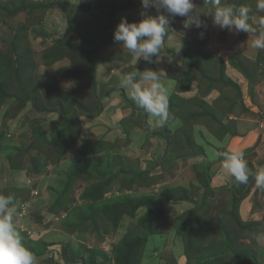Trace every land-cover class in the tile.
<instances>
[{
    "label": "rangeland",
    "instance_id": "rangeland-1",
    "mask_svg": "<svg viewBox=\"0 0 264 264\" xmlns=\"http://www.w3.org/2000/svg\"><path fill=\"white\" fill-rule=\"evenodd\" d=\"M54 1L55 9L58 11L56 16L50 22L44 20L40 23V20L44 18L37 17L34 14L46 10L45 7H48V5L41 4L37 7H28L22 0L5 3L0 0V196L12 198L16 208L14 223L23 245L28 250L35 251L33 255L36 258V264H117L118 254L124 257L130 249L128 247V245H131L130 241L134 239H142L143 241L145 239L146 243L143 245L144 247H141V243H138L136 247L138 252L141 253L140 258L139 260H131L128 264H178V258L181 255L179 252L183 253L185 259V261L184 259L180 260L181 264H199L200 261L203 264L204 259L207 258L211 260V264H252L250 262L244 263L245 259H239L236 255L239 253L248 255L244 252V249L246 248L245 244L249 242L242 240L239 242L237 234L239 226L234 223L233 208L227 207V205H233L232 198L226 200L220 194H213L212 191L205 190L207 189L204 185L206 180L203 179V175L207 170L204 169V157L202 158V153L195 149L192 143H195L194 140L197 138L196 126L210 127L216 133L217 124L214 122L209 123L208 118L205 117L188 118L178 114V117H181V127L183 126L179 135L181 141L177 142L178 146L181 147L177 150L178 152H171L167 150V143L162 137L155 138L154 136L156 132L167 129V125L162 128L149 125V117L146 116L143 110L140 112L141 115L137 114L135 117V114L131 115L127 120L134 118L130 120L128 127L130 130L135 128L136 134L132 141L134 140L136 143L128 148V152H134L132 154H135V161L128 162L122 159L120 155L122 151H116L121 150L122 142H120L107 147L108 149L105 148L107 153L109 151L110 156L112 154L116 156V160H113V167L110 166L111 159H102L101 161L92 159L81 162V169L84 168L86 171L102 174L101 179H97L101 185H110L108 189L111 191L108 190L101 202L94 204L83 199L84 192L76 188L74 190L69 188L64 193L65 180L70 178L73 171L69 170L67 176L64 175L63 171L66 169L62 166L63 163L61 162V166L55 168L53 157L57 155V152H60V156L63 153L65 155L68 153L67 157H70V152L75 154L78 145L67 146L65 148L67 153L61 151L64 150L66 131L60 127L59 133L53 135L51 138L54 139L51 141V138L49 139L46 136L49 131H45V133L43 131V124H35L37 120L40 121V118H36L38 114L26 109L27 105L21 110L19 109L20 92L26 94L28 87L26 84L30 83L18 81L19 76H16L18 72H16L13 54L14 44L19 43L20 49L23 48L24 53L27 50L28 57L26 60L32 59L37 64V69L31 73L35 77L36 74H40L44 69H47L48 65L56 64V61L49 62L50 57L53 56L54 58V49L48 48V44L55 43L59 50L64 49V46H68L69 49H72V52L80 51L78 59L81 64L86 61L81 54L88 52L89 62L91 61L92 64L89 65L91 68L104 64L108 68L114 69L113 72L109 71L110 73L102 80L111 78L109 82V85H112L111 89H114L113 91L118 90L121 100L126 104V99L131 101L132 99L131 96L126 95V90L120 87V81L125 74L137 70L142 72L148 69L154 71L162 69L166 76L162 77L161 82L169 78L172 83V89L167 90L170 102L174 94L180 98L181 91L188 90L192 86V82H198L201 89L205 90L209 84V78L219 76L218 58L226 63L227 70V62L220 55L223 50L231 48L232 54L229 57L228 64L235 55L242 56L243 60L248 61L250 64L247 65L248 72L256 74H254L253 95L251 94L250 83L247 93H244L242 86L236 82L242 92V98H237V102L243 104L245 108L234 107L232 112H228L227 106L231 100L226 98V100L218 103L217 109L221 114L216 113V117L212 121L222 122L226 125L224 122H232L228 119L229 114L239 118L242 113L249 111L245 106V100H247V103L252 100L251 104H254L260 110L264 108V100L255 97L257 86L262 87L264 81V49H255L252 46L253 40L264 34V23H262L264 21V10L257 8V0H247V3L241 0L240 4V7L243 6L249 9L247 22L252 29L249 33L243 31L235 33L214 26L210 15L214 12V7L211 4H204V0H193L194 9L192 14L207 24V28H196L194 25L185 28L184 22L187 17H169V25L166 28L160 53L157 57H153V63L151 64L143 61V59L134 62L132 54L127 49L114 43L113 33L122 18H126L129 23H138L145 16H157L159 13L156 9L145 10L141 6V0H72V4L67 0ZM237 2L238 0H220V6H233L235 9H239ZM16 8L26 9L28 15L32 14L33 16H27L26 20L23 19L19 21L20 23H16L15 15L19 12L15 13ZM66 25L71 31L64 32ZM52 31L53 33H50ZM249 47H253V52L248 49ZM28 49L32 50L33 55ZM245 51L250 52H248V55L253 56L252 59L261 58L259 61L263 62L262 65H259V68H257L258 65H253L254 61L245 55ZM61 56L60 59L66 58L67 53ZM245 58L247 59L245 60ZM87 63L88 61H86ZM248 63L246 62V64ZM29 71L30 69L23 73H27L26 75L30 77ZM72 72V67L68 66L65 74H72ZM189 72L192 74L190 84L186 85L184 83L183 88L179 89L178 84L185 80ZM43 84L44 90L49 88L52 93L57 92L58 96L61 97L63 91H57V88L56 90L53 89L55 88L54 82L44 81ZM17 89L20 90L19 93ZM263 89H259L262 91L261 93H263ZM5 90L10 93L11 99H6L8 97ZM217 90L222 95V89L217 88ZM82 93L80 90L72 92L75 97L82 95ZM245 94L248 99L244 97ZM226 95L230 99H235L237 96L236 92L231 93L228 91ZM187 99L189 110L195 109L196 106L192 102L194 98ZM42 101L44 102L45 98ZM177 103L179 105L176 106V109L182 111L185 115L186 110L183 109L179 101ZM89 104L94 105L95 102L89 101ZM213 105L215 106V104ZM73 108L75 109L76 119L79 110L82 109V112L87 111V108H75L73 106L69 107V111L72 112ZM174 113L177 115L178 112ZM223 114H226V116ZM175 120L178 119L175 118ZM76 121L72 123L73 126L67 127V130H72L73 134L78 131V122ZM235 123L237 121L232 124L228 123L226 125L228 130H232L233 124L236 127L237 124ZM126 124L127 122L124 121V126ZM17 127L18 131L16 130ZM199 132L200 137L198 138L204 137L201 135L202 131L199 130ZM122 134L126 135V132L122 131ZM92 141L86 140L80 149L95 153L96 150L104 148L100 143L92 145ZM158 141H162L165 145ZM182 145H184V148H182ZM165 146L166 150H163ZM32 157H40L42 164H44V169L40 174L32 175L27 171L30 168ZM130 165L132 166L130 167ZM261 167L262 163L260 169ZM97 168L107 171H98ZM144 168L146 170L143 172ZM54 169L55 172H51ZM115 169L122 174H119V177L110 184L108 176L110 172L117 173ZM56 170L58 171L56 172ZM104 174L106 175L104 176ZM50 175L53 178L55 177L53 184H49ZM89 182L91 185L93 184L92 180ZM48 185H51V191H49ZM164 188L174 189L181 193L183 191L187 192L189 201H187V204L182 203V205H179L177 210L169 205L166 214L157 216L160 218L157 221L160 236L149 238L146 230L139 223V218L148 213V206L138 209V214L136 212L135 217L122 214L121 210H109L115 201L122 199L124 196L152 199L154 203H159ZM96 189V186H94L87 191L88 193L94 192ZM70 191L74 200L71 206L66 207L68 192ZM62 196V204L66 203L64 207L56 204ZM124 203H118L117 205L122 208L125 205ZM23 204L26 212L21 216ZM199 206L203 211H198ZM53 207L55 212H51ZM146 208H148L147 211ZM189 211H192L190 216H183ZM108 212L115 213L119 217L118 225L113 224ZM154 217H156L155 214L152 218ZM183 222L187 224L186 229H184L182 235H178L175 228L180 225L183 226ZM168 233H171V238H168ZM185 237L193 240L194 249L189 251L191 258L185 255V243L189 241H185ZM236 243L240 246L237 250ZM64 247L67 250V259L64 255ZM261 259L264 263V249L262 250Z\"/></svg>",
    "mask_w": 264,
    "mask_h": 264
},
{
    "label": "crops",
    "instance_id": "crops-1",
    "mask_svg": "<svg viewBox=\"0 0 264 264\" xmlns=\"http://www.w3.org/2000/svg\"><path fill=\"white\" fill-rule=\"evenodd\" d=\"M9 1H13V0H3L4 3L9 2ZM22 1H24L25 4L28 5V7H37V6H40L41 4L48 5V7H45L46 10L35 12L34 14L37 17L41 16L42 18H44L43 20L42 19L40 20V23L41 21H44V20L45 21L48 20L50 22V20L51 19L53 20V18L56 16L58 12L55 9L56 5L54 3L55 2L54 0H22ZM67 1L70 2V4H72V0H67ZM27 16L32 17L33 15L32 14L28 15V12L26 11V9L25 10L22 9L15 15V20H16L15 22L17 23L19 21H22L23 19L26 20L28 18ZM65 27L66 28L64 29V32H67L68 30L71 31L67 25ZM53 31L50 33H53ZM55 46H56L55 43L51 45L48 44V48H53ZM248 49L253 52V47H249ZM230 50L231 48H229L228 50H223V52H221V55H220L227 62V70H226L227 76L231 78L234 82H237L238 84H240L242 86L243 92L247 93V90L249 88L248 87L249 81L236 68L228 64L229 57L232 54ZM248 52L249 51H245V55L249 56V58L253 57V56L248 55L250 53ZM252 60L256 61L257 57L253 58ZM55 63L56 64L48 65L46 67L47 69H44L43 72L39 71L40 74L48 78L55 77L58 80L57 81L58 91L60 92L63 91L64 93H67L68 96L78 98L79 101L81 102L80 106H83L82 104L89 106V107H86L87 111L84 110V112H82V109L78 111L77 119H76L75 113L73 114V116H71L70 111H66L64 113L65 119L69 121L70 119H72V121L74 122L75 121L74 118H75L77 120L76 122H78L77 123V129H78L77 133L71 134L69 132H71L72 130L68 131L67 124L62 123V121L60 120L61 115H62L61 109L39 112L34 109L32 102H29L27 104L26 109H30L31 112L37 113L38 117L36 118L37 119L40 118V121L37 120L35 124L39 125L41 123L43 124L42 126L44 127V130L46 132L49 131V133H46V136L49 139L53 135L56 134L55 132L56 129H59L60 127L62 128V126L64 125L66 132L69 134V135L66 134L65 136L64 151L67 146L78 145L76 153L74 154L70 152V155H69L70 157H67L68 153L66 151L65 152L67 153V155L63 153L62 156L59 155L57 157H53L54 162H55V168H58L56 166H61L60 163L62 162L63 163L62 166L66 169L63 171V174L66 175L69 170L72 171L76 166L81 167L82 166L81 162H83L84 160L88 161L92 159H96L98 161H101L102 159H106V160L111 159L110 166L113 167L114 166L113 160H116V156L114 154H112L113 157L110 156L109 151L107 153L106 149H108L107 147H110L111 145L114 146L113 144H117L120 142H122L121 143L122 146L120 147L121 150H116V151H122V153L120 154L122 156V159L128 162L135 161L136 160V157H134L135 154L134 155L132 154L134 152L133 151L128 152V148L133 143L134 145L136 143L134 142V140L132 141L133 137L136 134V130L135 128L130 130L128 127V123L134 117L127 120L128 118L131 117V115L133 116L134 110L130 106L126 105L121 100V96L118 90L113 91L114 89H111L112 85L111 84L109 85L111 78H109L108 80H102L105 76H107L108 73L113 72L114 69L108 68L104 64H99V67L94 68V71H93V76L95 80V87H94V86H91L89 82L88 83L85 82L84 77L82 78V76L79 78L77 77L76 74L67 75V76L60 75L61 71L65 72L68 66H72V63L69 58H62L56 61ZM73 73L74 71L72 72V74ZM82 73L83 72H81L80 74L83 75ZM110 77H112V75H110ZM100 78L101 80H99ZM162 84L167 90L172 89V86H171L172 83L169 81V78L164 79V81H162ZM262 84H263L262 87L257 86L255 97L261 98V100H264V89H263L264 81ZM89 89H90V93H89ZM259 89L261 90L263 89V93H261L262 91ZM75 90L82 91L83 92L82 95L75 97L72 94V92H74ZM124 90H126V95L129 97L130 90L128 89H124ZM180 95L183 97L180 96L179 98L177 96L178 97L177 101L181 103L186 102L188 100L187 98L193 99L195 97H200V98H203L209 105H213L215 101H217L218 98L220 97L221 92L217 89H213L208 94L204 95L202 94L199 83L192 82V86L185 92L181 91ZM244 97L248 99L246 94L244 95ZM95 98L99 105L97 107H100V109L97 115L91 116V115L86 114L85 112L92 113L97 110V108H95L96 105H93V107H91L92 104H89V101L95 102L94 100ZM245 102H246L245 103L246 108L249 109L248 112L242 113L239 118H236L234 117V115L231 116V114H229L228 119L229 121H232V122H228V121L224 122L227 125L228 123L232 124L233 122L237 121V123H235L237 124L236 127L233 124L232 130L230 131V132H235L234 135H232L230 132L224 133V135L222 134L216 135V133H214L213 129H211L210 127L196 126L197 138H195L194 140L195 143L192 142L195 146V149H197L198 151H200V153H202V158L204 157L203 158L204 165H205L204 169H206L210 175V180H209L210 187L205 190L208 192L213 191L216 194H220L223 196V198H226V200H229L230 197L233 198L234 187L232 186L240 185V184H237L230 176H228L227 173H224L222 171L221 158L217 155L218 153L243 152L248 168L252 173L257 172L260 169L261 163H262L261 168H264V118H262L264 116V108L263 110H260L257 106H254V104H251L252 100L249 101V103H247V100H245ZM237 107L239 106H236L235 108ZM45 115L47 116L45 117ZM174 116H176L178 120H174L173 122H168L165 125H167L168 129H170L172 132L181 131L183 127V126L181 127L182 125L181 119H180L181 117L179 118L177 115H174ZM46 119H48V121H46ZM124 121L127 122L125 126H124ZM162 127H159V128H162ZM16 130L18 131V127L16 128ZM199 130L202 131L201 135L204 137L198 138L200 137L198 135L200 133ZM122 131H125L127 136L122 134ZM36 135L38 136V134ZM156 137L158 136H155V138ZM53 139L54 138H51V141ZM88 139L95 141V143H100L104 148H102V150H96L95 153H91V154L80 153V148L84 145L85 141ZM158 142L165 145L164 143H162V141H158ZM163 150H166V146L163 148ZM131 166L132 165H130V167ZM97 169L103 172L107 171V170H102L100 168H97ZM144 170L146 169L144 168L143 172ZM57 171L58 170H56V172ZM51 172H55V169L54 171H51ZM115 172H117V169H115ZM117 173L119 174V172ZM115 174L111 173L113 177ZM54 178L52 177V175L49 176V179H50L49 184L51 183L53 184ZM92 182H95V180L93 179ZM90 185H91L90 182H86L83 179H78L74 183V188H76L79 191L81 190V192H85V189L87 187H90ZM47 187L50 188L49 191L52 190L51 185H48ZM82 189H84V191H82ZM243 192L245 193V196H243L238 206V215L240 216V219L243 222H249V223L256 222V221L261 222L263 225L262 232H264V192L255 186V183L251 179V177L249 179L248 184L244 187ZM182 203L187 204V201L182 202ZM182 203L175 204V205L171 204L170 207L173 208L174 210H177L178 209L177 207L179 205H182ZM232 206L233 205L231 206L227 205V207L229 208ZM143 208L145 207H140L139 209H143ZM147 209L148 208H146V211ZM137 214H138V211H137ZM168 234H169L168 238H171L172 237L171 233H168ZM160 235L161 234H158L156 236H160ZM242 241H247L249 243L245 245L252 246L251 240L247 236H245V238ZM253 247L257 251L258 263L264 264L261 259L262 250L264 249V242L254 245ZM179 253L181 255H179V258H178V264H181L180 260L184 259V257H183V253L181 252Z\"/></svg>",
    "mask_w": 264,
    "mask_h": 264
},
{
    "label": "trees",
    "instance_id": "trees-1",
    "mask_svg": "<svg viewBox=\"0 0 264 264\" xmlns=\"http://www.w3.org/2000/svg\"><path fill=\"white\" fill-rule=\"evenodd\" d=\"M241 0H238L237 2V6L240 7V4H241ZM243 2H246L247 3V0H243ZM21 8H16L15 10V13L20 11ZM14 13V14H15ZM21 45V43H20ZM70 45H74V44H70ZM70 47V46H69ZM14 58H15V67H16V72H18L16 74V76H19L17 79L18 81L24 83H30V84H26L28 85L27 87V92L26 94H22L20 92V90L17 89L18 93L20 92V95H19V101H20V105L18 104V107L19 109L21 110L23 107H25L29 102H32L33 104V107L36 111H39V112H43V111H53L55 109H61L62 111V115H61V121L62 123H66L67 126H72V119H70L71 123L69 120L65 119V116H64V113L66 111H69V107L70 106H73L75 108H78V107H82V108H86V107H89L85 104H82L83 106H80V101L78 98H74V97H71V96H68L67 93H62L61 94V97L58 96L57 92L56 93H52L51 90H49V88L46 90L43 89L42 85L44 81H52L54 82V86L56 90V88L58 87V82L56 80L55 77H45L41 74H36V76L34 77L31 73H33L34 70L37 69V64L31 59V60H26V58L28 57V53H27V50L26 52L24 53L23 52V48L20 49V46H19V43L18 44H14ZM64 49H61L59 50L57 46L53 47L54 49V58L53 56L50 57V60L49 62H54V61H58L60 60V57H62L61 55H66L67 53V56L66 58H69L71 63H72V69L74 71L73 74H65V72L61 71L60 72V75H74L76 74L77 77H81L82 78L84 77V80L85 82H89L91 85L93 84L94 87H95V80H94V76H93V71H94V68H91L89 65H92L91 64V61L89 62V53L86 52L85 54H81L84 59L86 61H88V63L86 64V61L84 62V64H81L79 63V56H80V51H75V52H72V49H69L68 46H64L63 47ZM71 48V47H70ZM27 49V48H26ZM22 51V52H20ZM28 51L31 53V55H33L32 53V50L28 49ZM78 52V53H76ZM20 53V55H19ZM244 58L242 56H239V55H235L234 57H232L230 59V64L235 67L236 69H238L241 73L244 74V76L248 79L249 83H250V90H251V94L253 95V90H254V86H253V83L255 82L254 80V77L256 73H250L248 72L247 70V65H250L248 63V61H246L248 64H246V62L243 60ZM247 58H245L246 60ZM261 58L257 57V60L254 61L253 65H258L257 68H259V65L261 66L263 62H260ZM218 63H219V76L218 77H215V78H209V84L207 85V88L205 90H202V94L206 95L208 94L211 90L213 89H217V88H220L222 89V95H220V99L218 101H216L215 106L214 105H209L203 98H200V97H195L192 102L194 103V105L196 106L195 109H191L189 110V108L187 107V103L188 101L184 102V103H181L179 102L180 104H182V107L185 111V115L182 113V111L180 110H177L176 106H178L179 104L177 103V99L178 97L176 95H173L170 102H169V112H170V120L169 122H172L175 120L176 116L174 112H178L177 113V116L178 114L180 115H183V116H187L188 118H202V117H205L206 119L208 118V122L209 123H212L214 122L215 124H217L218 128L216 129V135H224V133H227V132H230V130H228V127L226 125H224L222 122H216V121H212L213 118L215 119L216 117V113L219 112V110L217 109L218 107V103L220 101H223V100H226L229 99L231 100L230 104H228V109L227 111L228 112H232L234 107L236 106H240L243 108L244 105L243 104H238L237 102V98H242V92H241V88L240 86L234 82L231 78H229L227 76V74L225 73L226 71V63L222 60V59H219L218 58ZM87 65V66H86ZM20 69V70H19ZM29 73L31 74L30 77H28V75H26L27 73H23L24 71H27L29 70ZM262 69V68H260ZM18 70V71H17ZM21 72V73H20ZM83 72L81 75L80 73ZM191 72V71H190ZM189 72L188 75H186V78L184 81L180 82L179 85V89H182V85L185 83L186 85L190 84L191 82V77H192V74ZM15 76V77H16ZM51 79V80H50ZM34 81V82H33ZM219 85V86H217ZM221 85V86H220ZM217 87V88H216ZM223 87H225L223 89ZM44 90V91H43ZM228 92H231V93H235L236 92V97L235 99H230V97H228L226 94H227V91ZM4 90L2 89V92ZM58 91V90H57ZM5 94L7 95L8 98L6 99H11V96H10V93L7 92L5 90ZM43 94V96H42ZM17 95V94H16ZM15 95V97H16ZM222 97V99H221ZM2 98V97H1ZM13 98V97H12ZM40 98H45V101L43 102ZM4 99V98H2ZM95 100V104L97 108V111H94L92 113L90 112H85L86 114L88 115H91V116H95L99 113V109L100 107H97L99 106L97 101H96V98L94 99ZM52 101H54V103H52ZM126 104L128 106H130L133 110H134V117L137 115V114H140L141 112V109H138L137 106L134 104L133 101H131L130 99H126ZM189 104V103H188ZM175 106V107H174ZM93 107V105H92ZM74 108L72 109V112H71V116H73L74 114ZM226 111V112H227ZM220 113V112H219ZM221 114V113H220ZM141 115V114H140ZM225 115V114H223ZM76 121V119H75ZM62 128L65 130V126L63 125ZM221 131H220V130ZM44 133H45V130H43ZM66 131V130H65ZM56 135L59 133V129H56ZM178 132V133H177ZM182 132L181 131H175V132H172L170 129H164L163 131H158L154 134V136H158V137H162V139H164L167 143V150L168 151H171V152H178L177 150L180 149L181 146H178L179 144H177V142L179 143V141H181L179 135L180 133ZM185 132V131H184ZM71 134H73L72 132H69ZM232 135L235 134V132H230ZM66 134H68L66 132ZM69 135V134H68ZM67 135V136H68ZM95 144V141H92V145ZM185 144V143H184ZM83 147V146H82ZM182 148H184V145H182ZM84 149H80V153L82 154H91L90 152L87 151H83ZM61 151H64V150H61ZM60 155V152H57V155H55V157L59 156ZM31 161V165H30V168L27 170L30 174H34V175H37V174H40L43 169H44V164H42L41 160H40V157H32L30 159ZM98 170V169H97ZM73 172L70 174V178L69 179H66L65 182H66V187H65V192H67V189L69 190V188H71V190H74V183L78 180V179H83L85 180L86 182H89L91 180H95V182H93L92 185H90V187H87L85 189V192L83 193V199H86L88 201H91L93 202L94 204H97L99 202H101L103 200V197L104 195L109 191H111L110 189H108V186L107 184L106 185H101L99 183V180L97 179H101L100 177L102 176V174H96L95 172H91V171H86V169H81L80 166H76L73 170ZM99 171V170H98ZM120 175L122 173H119ZM118 173L114 175V177L111 175V172L109 174V179H108V182L111 184L112 182H114L119 176ZM106 174H104L105 176ZM203 179L206 180L205 182V186L206 188H209L210 187V184H209V180H210V175L208 172H206L204 175H203ZM140 181V180H139ZM138 181V182H139ZM100 185V186H99ZM247 184H240V185H234L232 187H234V195H233V198H232V201H233V212H232V217H234V223L237 224L239 227V231H238V239H239V242L241 240H243L245 238V236H247L250 240H251V244L252 246H249V245H245L246 248L244 249V252L248 253V255H244L241 253L239 254H236L238 255L239 259H242L244 258V263L245 262H250L252 264H259L258 261H257V251L256 249L253 247L254 245H257V242L256 240L253 238L254 237V234L255 233H261L263 230V225L261 222H243L241 219H240V216L238 215V206L243 198V196H245V193L243 192V189L244 187L246 186ZM94 186H96V191L94 192H89L88 193V189L89 188H93ZM164 191V192H163ZM163 193L161 195V200L160 202L158 203H154V201L152 199H144V198H130V197H122V199L118 200V201H115L113 203V205L111 206V208L109 210H112V211H116V210H121L122 214H127L131 217H135L136 216V212L138 211V209L140 207H146L148 206L149 207V210L147 211L148 213L145 215V217H141L140 220H139V223L141 224V226L146 230L147 232V235L150 237L152 236H156L159 234V224H158V220L160 219L159 217L157 216H161L163 214H166L168 212V207L169 205L173 204H181L182 202H185V201H189L188 200V196L187 195L188 193L187 192H184L183 189V193L177 191V190H174V189H163ZM264 192V190H262ZM213 194H215V192L212 191ZM68 204L66 205L67 206H71L73 203V200L72 199V194H71V191L68 192ZM65 196V195H63ZM63 196L59 199V201H57V205L58 206H65L66 203L62 204V198ZM197 201V200H196ZM125 202V203H124ZM118 203H124L125 205L121 208L119 205H117ZM55 204V205H56ZM54 205V207H55ZM54 207L53 209L51 210V212H55L54 211ZM195 209V208H194ZM193 209V210H194ZM192 210V211H193ZM203 211V209L201 208V206H199V209L198 211ZM192 211H189L187 213H185L183 216H190V212ZM153 214H155L156 217L152 218ZM108 216H110V219H112L113 221V224L114 225H118V222H119V217H117L115 215V213L111 214L110 212H108ZM144 219V220H143ZM184 223V222H183ZM186 226L187 224L184 223L183 226L180 225L178 226V228L176 227V232L178 235H182V232L184 231V229H186ZM76 228V227H74ZM186 240H189L188 237H185V241ZM130 241V240H129ZM131 245H128V247L130 248L129 251L126 253V255H124V257L120 254H118V260H117V264H128V262H130L131 260H139L140 258V254L138 252V249H137V245L138 243H141V247H144L143 245H145L146 243V240L144 239V241L142 239H134L132 241H130ZM186 245V249H185V255L189 258H191L190 254H189V251L193 250L194 249V244H193V240L190 239L187 243H185ZM237 246H236V250L240 248V246L238 245V243H236ZM32 253H35V251L33 250H30ZM66 248L64 247V255H65V258L67 259V256H66ZM233 253V252H232ZM143 254V252H142ZM218 257V256H217ZM215 257V258H217ZM204 263L203 264H211V260L209 258L207 259H204L203 261ZM199 264H201V261L199 262ZM241 264V263H239Z\"/></svg>",
    "mask_w": 264,
    "mask_h": 264
},
{
    "label": "clouds",
    "instance_id": "clouds-1",
    "mask_svg": "<svg viewBox=\"0 0 264 264\" xmlns=\"http://www.w3.org/2000/svg\"><path fill=\"white\" fill-rule=\"evenodd\" d=\"M204 4H211L214 12L210 15L214 26L221 30L227 29L235 33L252 31L248 24L247 7L235 9L233 6H220V0H204ZM145 10L156 9L159 13L155 17L145 16L138 23H129L122 18L116 26L114 43L127 49L132 54L133 61H143L151 64L153 57H157L163 44L169 17H187L184 27L207 28L198 17L194 16L193 0H141ZM257 8L264 10V0H257ZM144 15V13H142ZM264 23V21H262ZM203 34L201 33V36ZM252 46L264 49V34L252 42ZM166 73L161 69L136 71L125 74L120 87L130 90V96L138 109L143 110L149 117V125L162 127L170 120L169 94L162 84V77ZM55 115V114H53ZM221 158V169L237 184H248L249 179L255 186L264 190V168L252 173L244 158L243 152L218 153ZM16 208L9 196H0V264H36V258L22 243L21 236L14 223ZM257 244L264 242V232L255 233L253 237Z\"/></svg>",
    "mask_w": 264,
    "mask_h": 264
},
{
    "label": "built area",
    "instance_id": "built-area-1",
    "mask_svg": "<svg viewBox=\"0 0 264 264\" xmlns=\"http://www.w3.org/2000/svg\"><path fill=\"white\" fill-rule=\"evenodd\" d=\"M22 208H23V209H22V211H21V212H22V213H21V216H23V214L26 212V208H25V205H24V204L22 205Z\"/></svg>",
    "mask_w": 264,
    "mask_h": 264
}]
</instances>
